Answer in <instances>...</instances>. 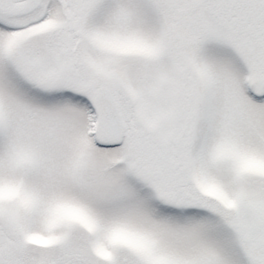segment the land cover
I'll return each mask as SVG.
<instances>
[{"label": "snow or ice", "instance_id": "obj_1", "mask_svg": "<svg viewBox=\"0 0 264 264\" xmlns=\"http://www.w3.org/2000/svg\"><path fill=\"white\" fill-rule=\"evenodd\" d=\"M0 264H264V0H0Z\"/></svg>", "mask_w": 264, "mask_h": 264}]
</instances>
